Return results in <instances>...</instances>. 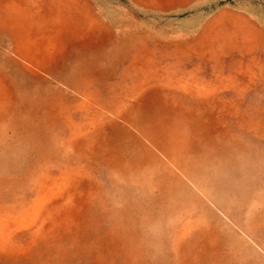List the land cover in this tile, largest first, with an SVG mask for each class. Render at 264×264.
Instances as JSON below:
<instances>
[{
    "label": "rangeland",
    "instance_id": "1",
    "mask_svg": "<svg viewBox=\"0 0 264 264\" xmlns=\"http://www.w3.org/2000/svg\"><path fill=\"white\" fill-rule=\"evenodd\" d=\"M0 264H264V0H0Z\"/></svg>",
    "mask_w": 264,
    "mask_h": 264
},
{
    "label": "bare ground",
    "instance_id": "2",
    "mask_svg": "<svg viewBox=\"0 0 264 264\" xmlns=\"http://www.w3.org/2000/svg\"><path fill=\"white\" fill-rule=\"evenodd\" d=\"M146 137H148L147 136V134L145 135ZM175 136V135H174ZM177 136H179V137H181V139H183L182 138V136H181V134L180 133H177ZM163 140H165V141H163V143L161 142L160 143V141H159V138L158 137H155L151 142L153 143V144H155V147H157V148H159V147H161L160 148V150L158 151L159 153H161L162 154V158L163 159H167V160H170V158H172V159H174V158H177L178 160H177V163H181L182 161H183V155L184 154H182V151H180V149L178 148V146H177V144H176V142H174V143H172L171 144V142H173V141H175V140H173V139H171V138H165V139H163ZM171 141V142H170ZM169 144H171L170 145V147H168V145ZM165 146V147H164ZM170 149L171 150H173V149H175L174 151H170ZM156 151V150H155ZM150 154V153H149ZM151 156V155H150ZM152 156H153V158H155L154 160H156L157 159V156H155V155H153L152 154ZM162 158L161 159H159V163H157L158 161V159L156 160V162H154L153 161V163H151V165H150V167L147 169V173H149V174H154L155 175V173L157 172V173H159V172H161V171H163L162 170V165H160L161 163H163L164 164V161L162 160ZM168 164H170L168 161H166ZM166 164V163H165ZM164 164V165H165ZM167 165V164H166ZM166 168V167H165ZM140 172V171H139ZM145 175V174H144ZM161 180V179H160ZM189 181H191V182H195L194 181V179L193 178H190L189 179ZM158 184H160V181L158 180L157 182H153V185L152 186H154V187H152L151 185V189H153L154 190V195L156 196V199H159V197H162V189L160 188V189H158V187H157V185ZM199 185H200V183H199ZM203 189V188H202ZM202 189H200V191L202 190ZM209 190V189H208ZM208 190H202L201 191V194L202 195H204L205 197H207V196H209V194L207 193V191ZM159 192V193H161V194H158L157 192ZM168 192H170V194L172 193V190H170V191H168ZM167 195V194H166ZM208 198V197H207ZM164 199H166V198H164V196H163V200Z\"/></svg>",
    "mask_w": 264,
    "mask_h": 264
}]
</instances>
